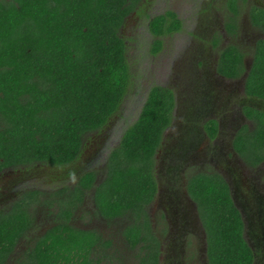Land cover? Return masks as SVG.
Returning <instances> with one entry per match:
<instances>
[{"label":"trees","instance_id":"16d2710c","mask_svg":"<svg viewBox=\"0 0 264 264\" xmlns=\"http://www.w3.org/2000/svg\"><path fill=\"white\" fill-rule=\"evenodd\" d=\"M143 0H0V180L14 170L50 168L66 182L56 193L29 191L10 212H0V264H7L14 246L33 223L28 204L49 194L62 203L56 225L39 237L27 262L15 264H124L127 255L112 239L73 223L85 192L94 189L98 213L109 225L123 222L125 247L136 264H158L159 245L152 237L147 208L154 199L156 154L172 122L174 93L154 87L137 120L123 128L120 145L108 156L106 171L97 184L94 170H73L86 137L116 127L123 119L122 104L133 85L128 47L121 28L133 12L146 21ZM148 1V0H147ZM227 0V32L236 39L241 31L242 3ZM243 5V4H242ZM251 24L264 32V9L256 4ZM156 37L182 29L175 13L154 18ZM159 40L152 53L161 51ZM252 69L246 79L249 98L264 101V39L253 48ZM247 53L229 45L221 53L219 71L227 78L246 73ZM255 123L243 126L234 141L247 159L253 153L264 160V112L246 106ZM118 124V125H116ZM67 167L62 174L59 169ZM75 180V179H74ZM189 190L199 205L208 235L209 264H252L244 225L227 182L217 174H199Z\"/></svg>","mask_w":264,"mask_h":264},{"label":"flooded vegetation","instance_id":"af4514ba","mask_svg":"<svg viewBox=\"0 0 264 264\" xmlns=\"http://www.w3.org/2000/svg\"><path fill=\"white\" fill-rule=\"evenodd\" d=\"M149 1H142L146 5L142 8L150 16L147 22L143 19L142 23L153 39L148 38V33L136 30L133 25H131L132 31L130 30L135 36L137 44L142 47V54L143 48L147 53L151 52L152 57L162 55L167 51L170 39H174L180 31L158 38L151 32L149 21L159 16L175 13L181 20L183 29L185 22L180 17L181 9H188L192 11L191 14H195V18H200L197 22V35L204 37L203 34L207 31L208 37L206 38L207 42H204L196 36L187 45L188 48L191 46L189 52L192 61L196 63V69L189 73L194 81H188L191 90L189 92V86L185 90L191 94L183 104H180L179 101L180 95L183 94L182 90L172 88L170 84H172L173 78L169 79L168 77L175 75L173 74L175 62L185 59L187 52L184 49L181 51L180 57L179 55L175 57L169 69L162 65L163 68L157 73L158 78L153 79L152 82H144L141 90L134 92L133 96L126 97L121 106L127 122L132 124L137 120L139 111L144 107L154 87L168 88L175 96L172 122L164 133L160 149L155 157L157 190L154 199L147 208L152 237L159 245L158 264H209L207 231L200 215L199 205L189 190L191 180L199 174H217L227 182L233 202L241 215L244 238L253 256L252 264H264V160H260L255 152L251 159H247L246 156L236 151L234 146L236 136L243 126H248L252 130L255 128V123L245 116L244 108L251 106L264 112V101L247 96L246 79H244L246 73L240 78H227L219 71L222 51L230 43L243 48L241 34L244 30L243 27L245 29L248 27L241 24V31L236 39H233L227 32L225 24L227 12L214 13V9H228L224 3L227 0L224 2L223 0ZM217 2H220V5L215 8L214 4ZM198 3L204 4V7L196 6ZM183 4H186L187 8H182ZM254 4L264 9V0L260 4L257 2ZM163 5L167 6L168 10L159 13L157 9ZM251 5L249 6L251 7ZM135 15L139 22L142 21L141 17L133 12L126 18L125 25L120 29L128 47V60L129 51L135 43L129 42L132 38L126 36L125 27L127 21L129 23ZM221 17L222 19L219 21ZM248 26L254 30L252 24ZM141 34H143L142 37L138 38L137 36ZM226 34L230 36L228 41H226ZM258 34L264 37L262 31ZM159 40L162 41L163 47L160 52L153 54L152 49H148V46L151 41L152 44H156ZM259 40L258 37L255 39L252 37L251 46H256ZM201 41L203 44H198ZM141 53L138 54L140 60L144 56ZM249 57L246 55L245 58L246 72L248 69L250 71L252 69L253 59L250 58L248 63ZM200 59H202L201 63ZM130 69L132 70L131 63ZM122 120L124 119L115 121L119 124H116L118 125L117 129L110 122L112 127L101 132L103 135L94 143L93 151L87 148L84 141L80 159L76 165H73V170L77 168L78 172L73 177L75 183H69L72 189L78 185L80 179L78 174L84 170L88 171L86 164H96L100 160H107L112 151L120 145L122 137L119 132H122L123 128L128 125L126 121ZM66 168L59 169L57 174L64 173ZM42 170H19L18 172L12 170L6 173L3 180H0V204L9 201L11 203L8 209H1L0 212H10L17 203L26 198L25 195L29 191L38 190L53 194L64 188L66 184L64 179H59L57 175L53 176L55 179L50 177L49 175L55 174L50 168ZM94 170L98 174L97 184H99L102 179L100 172ZM185 173L186 175H184ZM94 193V189L85 192L84 203L79 210L75 211L74 217L84 213V207L88 205L87 198L90 199L89 195H91V201L98 213ZM55 200L54 195L49 194L45 198L41 195L39 199L28 204V212L33 223L26 228L14 246L7 264L27 262L38 238L56 225L57 215L61 212L63 204L55 202ZM99 217L101 221H98L97 218L94 219L93 215L89 225L81 229L96 230L104 237L112 239L114 244L120 247V251L127 255L124 264H132L129 261L131 253L127 251L125 240L122 237L126 224L123 222L115 227V225H109L101 215ZM134 264L136 263L134 262Z\"/></svg>","mask_w":264,"mask_h":264},{"label":"rangeland","instance_id":"374dc122","mask_svg":"<svg viewBox=\"0 0 264 264\" xmlns=\"http://www.w3.org/2000/svg\"><path fill=\"white\" fill-rule=\"evenodd\" d=\"M149 1V0H148ZM188 1V0H185ZM225 0H223L224 2ZM150 2V1H149ZM258 3L260 4L262 2V0H248L245 3H242V9L241 14H240V23L242 25H245V27L248 29H245L243 27V31L241 34V38L243 36V39L241 40V45L243 47V50L247 53L248 56H250L248 58V63L250 61V58L253 54V48L254 46H251V39L252 37L255 39L258 37V39H263L264 37L260 33V30L253 28L254 30L250 29V27L248 26L249 24H251V18H250V11L252 9V6H254V3ZM226 3V2H224ZM157 4V3H156ZM252 4V5H251ZM213 5V4H212ZM220 5V2H217L214 4V7L217 8ZM251 5V7L249 6ZM155 6V5H153ZM196 6L199 7H204V4H200L198 3ZM209 6V5H207ZM206 6V7H207ZM211 6V5H210ZM199 7H195V8H199ZM182 8H187L186 4L182 5ZM168 7L163 5L162 7H158L157 11L159 13H164L167 12ZM223 11L227 12V16H230V10L229 9H225L223 10L222 8H218V9H214V13H219L221 12L223 14ZM192 11L188 10V9H181V14L180 17L183 19V21L185 22L184 24V28L176 35V37L174 39H170L171 42L168 43V47H167V51H165L162 55H157L155 57L151 56V52L147 53L145 48H143V54L141 53L142 47L140 44H137L136 38L135 36L131 33V25L134 26V28L136 30H140L148 33L147 29L144 27L143 25V18L141 17L142 21L139 22L137 20V15H135L134 17H132V19L129 21H127L126 27H125V34L128 38H132V40H129V42L131 44H134L132 46V48L130 49V56H129V61L131 63L132 66V73H133V85L132 88L130 90V94L129 96H133L134 92H139L141 90L142 84L144 82H152L153 79H157L158 78V71L161 70V68L163 67H167L168 69L170 68V65L172 64V62L175 60V57L177 55H179L180 57V53L181 51L184 49L187 53L185 55V59H181V61L179 60L175 62V71L173 72V74H175L174 76H170L168 77L169 79L173 78V82L172 84H170V86L172 88H175L176 90L179 89L182 90L183 94L180 95V104H183L188 97L190 96V94L187 92V90H185V88L188 89L189 86V92L191 90V85L188 81H194V78H191L189 76V73H192L193 69H196V63L192 61L191 58V53L189 52L191 46L188 48L187 45L191 43V41L198 36L199 39L203 40L204 42H207V31H205V34H203L204 37L200 36L199 34L197 35V30H198V18H195V14H191ZM223 17V15H222ZM222 17L220 18L219 21H221ZM146 21V20H145ZM228 19L226 18V23H227ZM147 22V21H146ZM225 23V24H226ZM241 25V26H242ZM131 30V31H130ZM251 30V31H250ZM222 31V30H221ZM257 33V34H256ZM264 33V32H262ZM124 35V34H123ZM143 34L138 35L137 37L140 38L142 37ZM148 38L153 39L149 33H148ZM246 36V37H244ZM240 38V37H239ZM230 39V36L228 34H226V41H228ZM148 42H150L148 40ZM239 43V42H237ZM198 44H203L202 41ZM229 45V44H228ZM227 45V46H228ZM230 45H233L230 43ZM153 46L152 41L151 44L148 46V49L151 48ZM139 49V52H137V50ZM141 53L142 55H144L141 60L138 57V54ZM206 56V55H205ZM202 62V59H200V63ZM162 65H164L162 67ZM165 75V74H164ZM191 79V80H189ZM147 80V81H146ZM159 82L161 81L160 78L158 80ZM124 116V113H123ZM244 116V114H243ZM245 118V116H244ZM117 119H119L118 117H116L114 119V121H112V123H114L115 121H117ZM124 120H122L123 122H127L126 118L123 117ZM127 124H129V122H127ZM107 130V129H106ZM105 130V131H106ZM103 133L99 134L97 136V138H95L94 134H91L90 137H86L85 143L87 145V148L90 151H93L94 149V143L98 140V138L100 136H102ZM95 152V151H94ZM108 160H100L98 163L96 164H92L90 163V165L86 166L88 167V171L96 169L98 170V172H100V178H102L104 176V173L106 171V166H107ZM104 170V171H103ZM196 171V170H195ZM186 175V173L184 174ZM75 178H72L71 180H68V182H70L71 184L75 183L74 182ZM101 180V179H100ZM90 199L87 198V207H84V213L81 215H75V222H74V218H73V223L82 228V227H87L89 225L90 219H92L93 215H94V219L97 218L98 221L100 220V215L99 213H97L96 208L94 207L93 202L91 201V195H89ZM10 201L9 202H4L2 204H0V210L1 209H8L10 206ZM96 213V214H95ZM43 221V220H42ZM82 224V225H80ZM40 228V227H39ZM132 264H134V257L131 254L130 260H129Z\"/></svg>","mask_w":264,"mask_h":264},{"label":"water","instance_id":"95a60500","mask_svg":"<svg viewBox=\"0 0 264 264\" xmlns=\"http://www.w3.org/2000/svg\"><path fill=\"white\" fill-rule=\"evenodd\" d=\"M249 71H250V70L248 69V70H247V72H246V74H245V77H244V79H247V77H248V75H249V74H248V73H249Z\"/></svg>","mask_w":264,"mask_h":264}]
</instances>
